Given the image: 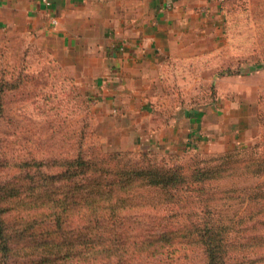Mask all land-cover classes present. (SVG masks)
<instances>
[{
    "label": "rangeland",
    "instance_id": "rangeland-1",
    "mask_svg": "<svg viewBox=\"0 0 264 264\" xmlns=\"http://www.w3.org/2000/svg\"><path fill=\"white\" fill-rule=\"evenodd\" d=\"M222 10L230 34L225 38V47L217 54L182 62L172 60L174 66L163 73L157 89L162 99L154 103L151 118H127L120 112L106 111L98 98L93 71L71 70L67 53L57 39L30 26L11 31L0 26V169L2 177L16 185L14 194L26 197L19 204L22 214L9 211V225L20 224L46 237L47 231L54 229L53 220L62 214L58 200L71 196L70 171L76 158L103 162L105 169L111 156H117L122 163H166L182 165L183 170L221 163L220 171L213 174L214 180L207 186L216 198L210 202L201 196L195 206L188 203L187 209L197 212V216L201 210L209 209L213 223L228 227L226 237L234 253L232 264H264L260 255L264 247V90L257 93L254 105L244 101L249 83L244 75L264 69V0H227ZM218 76L237 78L235 86H226L221 92L226 97L221 102L215 82ZM219 102L242 107L237 114L241 120L233 130L236 137L220 142L222 148H213L217 142L210 134H202L210 147L202 151L163 154L140 147L138 135L147 129L143 130L139 122L148 126L154 115L165 118L166 109ZM157 109L161 111L154 112ZM253 158L263 164L252 161L245 171L230 170ZM20 159L28 161L23 172L18 170ZM110 176V172L105 175ZM259 187L261 197L255 195ZM251 209L255 210L248 215ZM182 211L185 210L175 207L168 213L169 219L156 224L200 225L198 217L178 221ZM156 213L153 209L135 210L131 218L152 224ZM203 262L202 251L193 244L152 264Z\"/></svg>",
    "mask_w": 264,
    "mask_h": 264
},
{
    "label": "crops",
    "instance_id": "crops-1",
    "mask_svg": "<svg viewBox=\"0 0 264 264\" xmlns=\"http://www.w3.org/2000/svg\"><path fill=\"white\" fill-rule=\"evenodd\" d=\"M0 26L8 31L30 26L57 39L71 70L93 71L106 111L127 118H151L154 103L162 99L157 89L163 73L174 66L172 60L217 54L230 36L219 0H0ZM249 73L244 75L249 79L244 101L254 105L264 90V69ZM215 79L221 102L226 100L221 92L235 86L237 78ZM220 102L166 109L165 118L154 115L148 126L139 122L147 129L138 135L140 147L163 154L202 151L210 148L202 134H210L217 142L213 148H222L220 142L236 137L233 130L242 107Z\"/></svg>",
    "mask_w": 264,
    "mask_h": 264
},
{
    "label": "trees",
    "instance_id": "trees-1",
    "mask_svg": "<svg viewBox=\"0 0 264 264\" xmlns=\"http://www.w3.org/2000/svg\"><path fill=\"white\" fill-rule=\"evenodd\" d=\"M117 158L110 157L107 169L93 159L72 161L71 196L58 200L62 214L53 220L54 229L48 230L46 237L20 224H8L9 211L20 212L19 204L26 197L14 194L16 185L2 177L0 169V264H152L193 244L202 251L203 264H232L228 227L213 223L209 209L201 210L198 216L187 209L188 203L195 206L201 196L210 202L216 198L207 186L221 163L183 170L182 165L153 162L143 166ZM252 161L257 163L253 158L230 170L245 171ZM19 162L18 170L23 172L28 161ZM108 172L111 176L105 177ZM256 191L255 195L263 196L261 187ZM175 207L185 210L177 216L178 221L198 217L200 225L156 224L169 219L168 213ZM146 209L163 213H156L152 224L131 218L133 211ZM260 255L264 259V247Z\"/></svg>",
    "mask_w": 264,
    "mask_h": 264
},
{
    "label": "built area",
    "instance_id": "built-area-1",
    "mask_svg": "<svg viewBox=\"0 0 264 264\" xmlns=\"http://www.w3.org/2000/svg\"><path fill=\"white\" fill-rule=\"evenodd\" d=\"M221 7H223L225 5V3L227 2V0H219Z\"/></svg>",
    "mask_w": 264,
    "mask_h": 264
}]
</instances>
